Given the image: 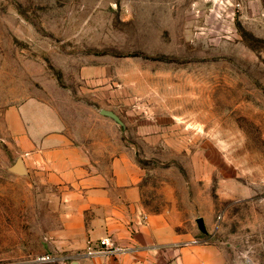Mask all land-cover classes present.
Segmentation results:
<instances>
[{
	"label": "rangeland",
	"instance_id": "374dc122",
	"mask_svg": "<svg viewBox=\"0 0 264 264\" xmlns=\"http://www.w3.org/2000/svg\"><path fill=\"white\" fill-rule=\"evenodd\" d=\"M55 89L138 166L167 264H264V0H0V100ZM102 107L124 127L95 124ZM51 194L0 151V264L78 260L54 247Z\"/></svg>",
	"mask_w": 264,
	"mask_h": 264
},
{
	"label": "crops",
	"instance_id": "0c3cea01",
	"mask_svg": "<svg viewBox=\"0 0 264 264\" xmlns=\"http://www.w3.org/2000/svg\"><path fill=\"white\" fill-rule=\"evenodd\" d=\"M5 96L0 100V151L9 168L22 159L27 175L21 177L52 193L47 200L59 225L53 230L54 247L79 257L71 264H167L163 250L172 245L173 231L146 215L140 170L125 150H111V140L117 144L118 137L89 128L94 111L79 113L56 89L53 95L41 92L21 101H9V90ZM103 109L108 110L99 108L98 115L104 120L95 124L108 127ZM107 236L131 251L86 256L89 241ZM206 257L198 247L180 249L172 262L209 264Z\"/></svg>",
	"mask_w": 264,
	"mask_h": 264
},
{
	"label": "built area",
	"instance_id": "2783aa9c",
	"mask_svg": "<svg viewBox=\"0 0 264 264\" xmlns=\"http://www.w3.org/2000/svg\"><path fill=\"white\" fill-rule=\"evenodd\" d=\"M2 140L0 139V148H1ZM131 251L129 247L119 246L115 243V241L107 236L102 239H99L96 242L89 241L86 251V256L94 257V256H103V257H114L123 254H127ZM59 260L51 255L43 256L37 259V262L45 263V262H55Z\"/></svg>",
	"mask_w": 264,
	"mask_h": 264
},
{
	"label": "water",
	"instance_id": "95a60500",
	"mask_svg": "<svg viewBox=\"0 0 264 264\" xmlns=\"http://www.w3.org/2000/svg\"><path fill=\"white\" fill-rule=\"evenodd\" d=\"M100 114L105 116V117H108L110 119H112L113 121H115L118 125L124 127V123L121 121V119L112 111H109V110H101L100 111ZM9 171L15 175H18V176H26L27 175V171L23 165V161L22 159H18L16 161V163L9 168ZM197 225H198V228L199 230L206 234L207 233V229H206V226H205V222L202 218H199L197 219ZM74 264H77V263H74ZM171 264H178L177 261H174L172 262Z\"/></svg>",
	"mask_w": 264,
	"mask_h": 264
}]
</instances>
